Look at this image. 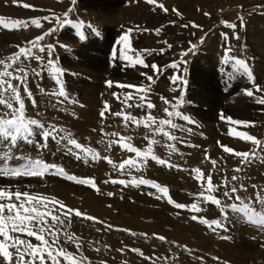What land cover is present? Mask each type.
I'll list each match as a JSON object with an SVG mask.
<instances>
[{
  "label": "rangeland",
  "instance_id": "rangeland-1",
  "mask_svg": "<svg viewBox=\"0 0 264 264\" xmlns=\"http://www.w3.org/2000/svg\"><path fill=\"white\" fill-rule=\"evenodd\" d=\"M25 3L31 7L24 8ZM0 16L28 22L26 28L7 30L13 33V39L6 49H0V59L18 51L17 46H24L52 30L39 42L45 50L33 49L42 60L24 61L27 76L20 90L27 115L46 126L63 128L85 149L91 148L98 154L97 159L89 156L85 163L83 158L76 159L80 150L67 145L59 136L42 141L37 134L31 138L34 143L22 141L12 149L16 158L7 161L0 158V165L6 163L10 167L26 163L22 157L40 158L62 166L78 178L94 179L99 192L57 175L46 174L43 178L0 175V189L55 197L66 206L96 218L88 221L73 216L67 232L79 238V249L74 243H65L61 236L60 244L73 252L78 264H264V232L228 207L239 204L236 195L249 204L257 201V193L264 196V105L255 99L264 96V92H255L256 85L264 88V0H152V3L148 0H15V3L0 0ZM45 16L49 19L44 20ZM36 18L42 27L31 23ZM65 20L71 23H64ZM230 24L236 27H229ZM3 29L0 26V32ZM72 29L79 31L80 37L74 36ZM124 35L129 38L127 44L121 42ZM229 48L228 57L248 63L254 82L233 66L234 60L225 63ZM137 54L148 67L134 65ZM49 60L62 70L60 79L66 93L63 97L56 94L59 85L48 66ZM173 63L178 67L172 68ZM152 64L157 65V70L150 67ZM146 76H152L153 80H147ZM108 81L113 82L112 87H108ZM117 84L147 88L142 93L145 101L138 99L134 89L119 88ZM246 89L255 93L247 106L242 102ZM129 92L133 93L127 102L133 105L131 108L123 102ZM148 102L155 107H136ZM166 108L190 119L168 116ZM101 111L105 113L103 117ZM117 112L122 115L116 116ZM149 113L157 122L171 119L179 125L176 129L165 126V131L177 139L168 140L155 132L157 125H152L150 131L143 124L138 126L132 121L125 124L123 118L131 114L140 120ZM221 113L249 125L222 121ZM237 132L256 137L262 141L261 146L241 139ZM120 137L131 139L121 141ZM153 140L158 143L152 144V153L143 163L119 170L120 163L135 158V153L122 148L121 143H131L144 151ZM109 141H113L111 146ZM42 142L47 147L41 148ZM169 144L175 151L168 148ZM222 146L256 155L242 163L241 158L224 152ZM69 147H73V153L68 152ZM4 151L7 148L0 144V153ZM152 155L172 167L160 165L151 159ZM212 160L216 161L215 166ZM197 168L204 174L205 183L211 174L213 184L219 185V191L212 194L221 200L223 212L210 202H201ZM237 168L241 171H235ZM233 176L238 179L232 180ZM134 178L149 179L167 187L168 197L177 203L190 206L199 202L203 211L195 213L190 207L178 209L156 189L134 186ZM120 179L127 186L111 182ZM106 180L109 182L105 183ZM225 185L227 190L236 187L237 192L225 197ZM109 192L113 195L108 196ZM192 215L222 220L225 228L213 232L192 220ZM19 235L38 243L34 237ZM160 236L165 239L160 240ZM60 264L70 262L61 257Z\"/></svg>",
  "mask_w": 264,
  "mask_h": 264
},
{
  "label": "snow or ice",
  "instance_id": "snow-or-ice-1",
  "mask_svg": "<svg viewBox=\"0 0 264 264\" xmlns=\"http://www.w3.org/2000/svg\"><path fill=\"white\" fill-rule=\"evenodd\" d=\"M15 3V0H13ZM74 2V0H73ZM149 3H152V0H148ZM24 8L31 7L29 4L25 3L22 5ZM163 8V5H160ZM167 11V9H164ZM67 13H65V16ZM207 15V13L205 14ZM44 20H48L49 17H43ZM242 19V18H241ZM31 23L37 27H42L39 18L32 19ZM64 23H71V21L65 20ZM227 23V22H223ZM0 26L9 31L19 30L21 28L28 27V22L24 20H6L4 17L0 16ZM229 27L235 28V24L228 25ZM52 30L49 29L48 32L43 33L40 36L35 37L33 40L27 41L24 46H17L18 51L9 55L5 59H0V108L4 109L0 111V144H3L7 151L0 153V158L4 161L14 159L12 155V149L15 146H18L20 142H26L28 144L34 143L31 139L35 135H39L42 138V141H47L49 138L56 139L57 136L61 140H65L67 145L74 146L76 150H80L79 153H76V159H84V162H88V157L91 156L93 160L97 159L98 154L91 148L85 149L77 140L71 138V133H66L63 128H58L56 125L46 126L44 122L39 119L31 118L26 113V105L24 99L21 95V87L26 82L27 70L24 61L30 59H35L41 61L42 57L36 55L33 52V49H39L40 52H43L45 49L39 44L40 41L44 39L45 36L49 35ZM121 42L127 44L128 36L124 35L121 38ZM51 45H48V49H51ZM171 47V45H169ZM147 51V50H145ZM231 52V49L226 50V59L225 63L229 59L234 60V67L238 71H242L243 74L247 75L250 80H253L254 77L249 69L248 63L243 59H238L235 57H228L227 53ZM50 54V52H49ZM23 57V59H21ZM124 59H131V57H122ZM139 64L144 67H148L145 64L144 59H142L139 54L134 60V65ZM133 65V66H134ZM48 66L51 71L54 73L55 82L59 85V96H65L64 85L60 79L62 75V70L55 66L52 60L48 61ZM172 68L178 67L176 63L170 65ZM153 70H157V65L152 64L150 66ZM146 75V74H144ZM147 80L152 81V76H146ZM174 79H179L176 77ZM17 81L16 84L13 81ZM108 87L113 86L112 81L107 82ZM119 88H128L134 89L135 93L138 95L140 101H145L146 97L142 93L148 91L147 88L143 86H134V85H125L117 84ZM29 96H31L30 91L24 89ZM255 92H264V88L260 86H255ZM245 94L249 97H254L255 93L251 89H246ZM113 95H116L113 93ZM133 98V93L129 92L124 97V103L127 107L131 108L133 105L128 104L127 102ZM117 99L119 97L117 96ZM258 104L264 105V96L255 97ZM167 103V101H166ZM35 104V101H33ZM147 109H152L155 107L152 103L148 102L145 104H137L136 107H144ZM108 108V105L105 104V109ZM165 113L168 116L175 115L181 117L182 114L179 111L173 113L168 108L164 109ZM104 111H101V116H104ZM116 116H121V112L115 113ZM125 124L128 121L133 123L143 124L144 127L152 131V125H157L154 129L155 132L163 134L167 137L168 140H176L177 138L174 135H171L169 132L165 131V126H170L173 129L179 127V125L172 122L171 119H160L157 122V118L152 116L150 113L140 120H137L136 117L131 114L125 115L124 117ZM184 120H189L187 116H182ZM222 121H229L235 125H249L247 121L233 120L232 117H226L222 113L220 115ZM63 133V135H60ZM229 134H232V130H229ZM112 135H116L113 133ZM236 135L245 141H251L257 146H261L262 141L256 137L248 134L247 132H237ZM125 139L130 140L131 138L120 137L121 141ZM113 141H109V146ZM158 143V141H149V146L146 150L142 151L140 148L133 147L131 143H121V147L126 149L128 152L135 153V158H129L124 160L119 164V170H125L126 166L130 168L138 167V164L143 163L149 154L152 153V144ZM40 147H47L46 143H40ZM224 152L232 153L235 156L241 158L242 163H247L249 160L253 159L256 155L255 152H240L235 151L234 149L222 146ZM168 148L171 151H175L173 145L169 144ZM69 153H73V147H69ZM81 153L83 155H81ZM26 160V163L19 165L17 167H10L6 163L0 165V175L3 176H34L43 178L46 174L61 176L68 181H73L77 184L88 185L91 188L99 192L94 179L91 178H78L76 175L69 174L62 166L56 165L55 163H48L43 161L40 158H27L22 157ZM141 158V159H137ZM108 160L109 163L112 161L108 157H104ZM152 160L157 161L160 165H168L172 167L171 164H168L162 158L157 157L156 155L151 156ZM212 165L215 166L216 161H211ZM115 167V165H114ZM197 173L196 179L201 181L202 190L199 192V196L202 198L201 202L211 203L212 205L218 206L219 211L223 212L224 207L221 206V200L213 195L212 193L219 191V185H214L212 181L211 174L206 178V183L204 182V174L201 172V169H195ZM235 171H241L240 168L235 169ZM232 180L238 179L236 176L231 177ZM109 181H105L108 183ZM112 183H119L127 186V182L124 179L112 180ZM134 186L147 185L156 189L159 193L163 194V197H168V188L162 187L159 183H156L149 179L140 178L136 180L135 178L132 181ZM244 188L243 185L240 186ZM255 188V185L253 186ZM223 192L225 197H232L233 194L237 192L236 187H232L230 190ZM154 193H149L153 195ZM108 196H112L113 193H107ZM13 197L15 198L13 200ZM157 199L162 198L157 196ZM7 202H4V201ZM235 200L239 201V204H231L228 207H231L234 211H237L246 218V221L258 227L262 232H264V196L257 193V201L253 204H249L246 200H242L240 196L236 195ZM168 203L174 204L178 209H183L185 207H190V209L195 213H200L203 209L199 206V202L192 203L190 206H187L182 203H177L168 197ZM258 204V206H257ZM57 205L59 207H57ZM73 216L76 218L86 219L88 221H95L96 218L91 215H86L79 210L70 208L66 206L62 201L57 200L55 197H46L39 194H30L28 192H21L16 190L15 192L5 189H0V264H60V258L62 257L65 261H69L70 264H78L77 260L74 258V254L71 251H66L65 248L60 244L61 236L65 243H74L77 249L80 248L79 238L74 233H68L67 228L71 226ZM49 218L51 223H49ZM194 221H199L200 223L206 225L213 232H216L217 229L225 228L222 220L218 219H207L205 217L192 215L191 217ZM111 227V226H109ZM26 234L27 237H34L38 242L37 244L31 243L29 240L22 239L21 235ZM135 235V233H133ZM160 240H164L165 237H158ZM222 239H229L227 236H222ZM264 246V245H262ZM11 249V250H10ZM99 251V249H97ZM133 251H139L138 249H133ZM142 255V253H141ZM27 257V259H26ZM83 261H87L86 257L81 258Z\"/></svg>",
  "mask_w": 264,
  "mask_h": 264
},
{
  "label": "bare ground",
  "instance_id": "bare-ground-1",
  "mask_svg": "<svg viewBox=\"0 0 264 264\" xmlns=\"http://www.w3.org/2000/svg\"><path fill=\"white\" fill-rule=\"evenodd\" d=\"M21 12H23V11H21ZM116 27V26H115ZM13 39V33L12 32H8L7 31V29H3V31L2 32H0V49H3V48H7V46H8V43H11V40ZM4 50V49H3ZM244 75V74H243ZM245 77V76H244ZM240 79V78H239ZM243 79V78H242ZM245 95L246 94H244L243 96V99L244 100H242V102H243V104L245 105V106H247V105H249V104H247V102H249V100L251 99V97H249V96H247V97H245ZM243 105V106H244ZM210 115V118H212V116L213 115H211V114H208V116ZM20 145H22V144H20ZM19 145V146H20ZM15 148H17V146H15V147H13V149H15ZM21 148H23V147H21ZM5 150V149H4ZM46 158H49L48 156H45ZM50 160V159H49ZM53 160V159H52ZM51 160V161H52Z\"/></svg>",
  "mask_w": 264,
  "mask_h": 264
},
{
  "label": "crops",
  "instance_id": "crops-1",
  "mask_svg": "<svg viewBox=\"0 0 264 264\" xmlns=\"http://www.w3.org/2000/svg\"><path fill=\"white\" fill-rule=\"evenodd\" d=\"M73 34H74V32H73Z\"/></svg>",
  "mask_w": 264,
  "mask_h": 264
}]
</instances>
